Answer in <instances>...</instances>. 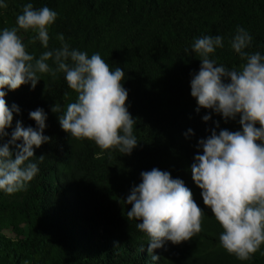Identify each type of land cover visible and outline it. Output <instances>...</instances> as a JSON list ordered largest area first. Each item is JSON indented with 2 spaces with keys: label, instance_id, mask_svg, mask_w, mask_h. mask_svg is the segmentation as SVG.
Segmentation results:
<instances>
[{
  "label": "trees",
  "instance_id": "1",
  "mask_svg": "<svg viewBox=\"0 0 264 264\" xmlns=\"http://www.w3.org/2000/svg\"><path fill=\"white\" fill-rule=\"evenodd\" d=\"M0 29L16 25V16L28 2L48 6L57 17L48 28V47L34 40L31 30H18L28 53L38 58L45 50L61 47L62 35L70 48L88 56L99 53L110 70L122 68L128 112L135 119L138 142L131 154L101 150L93 141L76 139L61 129L58 115L74 102L62 72L38 74L34 88L22 84L8 90L6 105L15 103L9 134L19 119L32 126L29 111L46 113L43 129L50 139L33 147L38 173L25 190L0 191V264H264V255L241 261L220 245L221 226L203 205L189 165L199 151V138L210 134L213 120L219 128L238 130L235 121L224 122L210 109L195 111L189 81L200 65L191 44L203 35H220L224 47L212 54L217 63L239 67L244 60L230 47L237 26L252 36L248 52L264 54V0H5ZM185 48L189 51L186 53ZM50 67L55 68L51 59ZM67 93V95H65ZM59 105L61 113L52 112ZM191 128L193 134L183 135ZM219 128L217 131H219ZM8 137H5L7 139ZM19 143V141H17ZM99 154V156H98ZM156 167L183 180L204 211L201 230L179 244L166 242L147 253V237L128 220L130 204L124 199L140 182L139 173ZM264 249V243L261 244Z\"/></svg>",
  "mask_w": 264,
  "mask_h": 264
},
{
  "label": "clouds",
  "instance_id": "2",
  "mask_svg": "<svg viewBox=\"0 0 264 264\" xmlns=\"http://www.w3.org/2000/svg\"><path fill=\"white\" fill-rule=\"evenodd\" d=\"M6 7L5 0H0V9ZM56 17L57 12L48 6L34 8L28 2L16 16L15 26L0 29V191L5 194L28 187L39 171L38 162L43 160V155L36 161L31 159L33 147L50 139L42 134L46 113L39 107L28 113L35 128L22 126L17 119L11 133L6 131L13 114L20 112L15 103L6 105V92L22 84L34 88L41 79L38 74L55 77L62 72L68 87L77 94L63 111L59 105L50 109L62 111L58 122L68 135L124 155L137 146L135 119L127 110V89L122 86V68L110 70L99 53L88 56L70 48L62 35L58 36L61 47L45 50L38 58L26 51L18 30H31L33 39L47 49L48 28ZM252 39L245 28L236 27L230 47L244 62L231 68L217 63L212 55L224 47L220 35H203L190 46L200 61L189 81L195 111L211 110L201 117L205 122L214 113L224 122L239 125L238 130L230 131L219 128V122L213 120L210 134L196 142L199 151L189 165L191 179L200 189L203 205L222 228L221 247L241 261L251 260L258 251L264 255L260 247L264 243V54L246 50ZM49 59L55 68L50 67ZM192 134L191 128L183 133L186 138ZM139 177L140 182L130 188L124 203L131 205L127 218L139 221L135 227L146 235V250L155 262L160 256L154 249H166V242L179 244L200 232L204 211L183 180L171 177L169 171L152 167L141 171Z\"/></svg>",
  "mask_w": 264,
  "mask_h": 264
},
{
  "label": "rangeland",
  "instance_id": "3",
  "mask_svg": "<svg viewBox=\"0 0 264 264\" xmlns=\"http://www.w3.org/2000/svg\"><path fill=\"white\" fill-rule=\"evenodd\" d=\"M168 243H170V242H168Z\"/></svg>",
  "mask_w": 264,
  "mask_h": 264
}]
</instances>
